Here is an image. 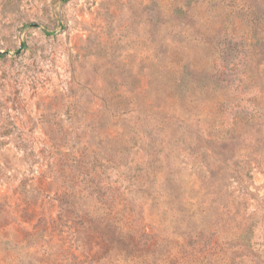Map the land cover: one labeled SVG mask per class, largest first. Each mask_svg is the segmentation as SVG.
Wrapping results in <instances>:
<instances>
[{
  "label": "rangeland",
  "instance_id": "rangeland-1",
  "mask_svg": "<svg viewBox=\"0 0 264 264\" xmlns=\"http://www.w3.org/2000/svg\"><path fill=\"white\" fill-rule=\"evenodd\" d=\"M0 264H264V0H0Z\"/></svg>",
  "mask_w": 264,
  "mask_h": 264
}]
</instances>
